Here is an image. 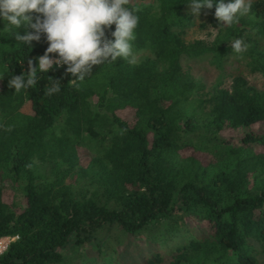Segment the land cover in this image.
Here are the masks:
<instances>
[{
  "label": "trees",
  "instance_id": "1",
  "mask_svg": "<svg viewBox=\"0 0 264 264\" xmlns=\"http://www.w3.org/2000/svg\"><path fill=\"white\" fill-rule=\"evenodd\" d=\"M187 2L129 0L135 65L83 82L64 66L20 93L9 79L48 45L0 22V238H14L0 264H261L264 90L241 76L223 87L222 65L264 76V0L230 27L202 10L211 42L185 40ZM236 39L246 52L231 54ZM206 58L222 76L209 86L184 68Z\"/></svg>",
  "mask_w": 264,
  "mask_h": 264
},
{
  "label": "clouds",
  "instance_id": "2",
  "mask_svg": "<svg viewBox=\"0 0 264 264\" xmlns=\"http://www.w3.org/2000/svg\"><path fill=\"white\" fill-rule=\"evenodd\" d=\"M128 4L129 0H0L3 31L29 47L42 40L48 45L35 63L33 59L27 61L26 72L12 75L9 88L16 93L36 88L41 73L64 66L66 74L83 82L94 66L105 62L120 59L135 65V30L140 18L138 10L130 9ZM186 4L195 20H199L202 10L213 9L215 5L214 17L219 28L234 25L251 9V0H188ZM21 27L26 29L23 35L16 31ZM230 48L231 54H241L247 51V44L236 39ZM51 81L45 93L49 96L61 90L59 80L51 78Z\"/></svg>",
  "mask_w": 264,
  "mask_h": 264
},
{
  "label": "rangeland",
  "instance_id": "3",
  "mask_svg": "<svg viewBox=\"0 0 264 264\" xmlns=\"http://www.w3.org/2000/svg\"><path fill=\"white\" fill-rule=\"evenodd\" d=\"M255 1L257 0H251V2ZM198 19L199 20H195L194 26L188 31L185 36V40L188 42H192L194 40H203L206 42L213 41L217 31L211 28L205 18L199 17ZM184 68L191 71L196 78L203 80L208 86L211 85L218 77H222L218 67L216 65H212L209 58L191 59L189 62L185 63ZM222 68L224 69L225 74L222 77L223 87L229 88L232 78L241 76L249 83V85L258 90H264V76L258 73L254 74L249 72L244 62L230 57L224 60ZM259 261L261 264H264V254L261 256Z\"/></svg>",
  "mask_w": 264,
  "mask_h": 264
},
{
  "label": "built area",
  "instance_id": "4",
  "mask_svg": "<svg viewBox=\"0 0 264 264\" xmlns=\"http://www.w3.org/2000/svg\"><path fill=\"white\" fill-rule=\"evenodd\" d=\"M13 240L14 238L10 237L0 238V256H2L7 251L9 243Z\"/></svg>",
  "mask_w": 264,
  "mask_h": 264
}]
</instances>
